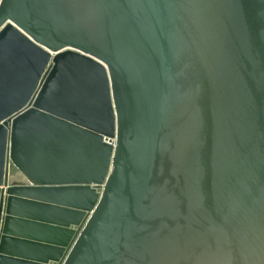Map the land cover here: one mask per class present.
<instances>
[{
  "label": "water",
  "instance_id": "obj_1",
  "mask_svg": "<svg viewBox=\"0 0 264 264\" xmlns=\"http://www.w3.org/2000/svg\"><path fill=\"white\" fill-rule=\"evenodd\" d=\"M0 264H264V0H0Z\"/></svg>",
  "mask_w": 264,
  "mask_h": 264
},
{
  "label": "crops",
  "instance_id": "obj_2",
  "mask_svg": "<svg viewBox=\"0 0 264 264\" xmlns=\"http://www.w3.org/2000/svg\"><path fill=\"white\" fill-rule=\"evenodd\" d=\"M12 175H13L15 178L19 179V180H23V181H25V179L22 177V175H21L17 170H13ZM20 175H21V176H20ZM21 178H22V179H21Z\"/></svg>",
  "mask_w": 264,
  "mask_h": 264
},
{
  "label": "bare ground",
  "instance_id": "obj_3",
  "mask_svg": "<svg viewBox=\"0 0 264 264\" xmlns=\"http://www.w3.org/2000/svg\"><path fill=\"white\" fill-rule=\"evenodd\" d=\"M21 176V175H20ZM22 179V178H21Z\"/></svg>",
  "mask_w": 264,
  "mask_h": 264
}]
</instances>
